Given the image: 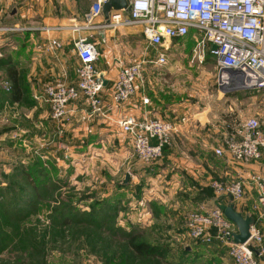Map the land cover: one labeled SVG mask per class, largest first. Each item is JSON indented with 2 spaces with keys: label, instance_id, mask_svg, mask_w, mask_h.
Wrapping results in <instances>:
<instances>
[{
  "label": "rangeland",
  "instance_id": "374dc122",
  "mask_svg": "<svg viewBox=\"0 0 264 264\" xmlns=\"http://www.w3.org/2000/svg\"><path fill=\"white\" fill-rule=\"evenodd\" d=\"M96 1L82 2L83 17ZM12 2L15 1L0 0V4L6 6L4 11H7L0 16V23L5 24L4 20L15 5ZM96 20L102 22L103 14ZM127 29L113 32L121 39L116 48L117 54H113V57L122 56L123 61V56L126 57V64L154 58L157 52L148 48L140 30L130 28L132 33H129ZM86 35L97 43L99 61L103 64L107 55L98 31L90 30ZM129 37L133 38L132 44L125 42ZM194 55L192 53L182 65L169 58L167 65L153 67L158 82L155 85L156 95L160 100L193 105L195 116L201 112L209 116V113L219 114L220 110H225L221 117L231 123L252 116L264 121V91L236 89L223 92L219 88L217 70L209 61L210 57L199 62L193 61ZM146 67L140 81L147 82L151 78L145 75ZM119 68L118 63L112 70L117 74ZM232 95L240 96L241 102L236 100L235 107L230 110ZM22 104L19 109L7 108L0 112V264H154L153 257L139 258L130 249L128 242L132 235L138 236L137 242L148 243L157 249L155 260L163 257L159 264H188V252L194 241L191 238L167 236L165 228L150 231L153 230V224L148 221L150 213L144 215L148 204L145 207L140 200L147 194L149 198L146 202L151 201L156 196L155 192L166 185L158 183L154 177L159 169L155 168L157 164L166 160L163 156L152 163L142 162L134 154L127 136L121 137L122 140L119 139L113 145L111 142H100L98 145V141H93L97 144L93 146L95 148L79 152L73 143L60 139V134L54 135L52 126L46 125L43 129L45 131L48 128L49 136L41 135L42 127L39 125L29 126L27 116H33L34 119V111L29 108L28 102ZM49 111L51 116L48 107L38 109L37 114ZM15 112L18 114L15 115ZM219 122L215 121L210 130L212 139L208 145V148H213L215 155V150L224 144L229 135ZM55 128L58 132L61 125L55 122ZM14 131L18 132L13 134ZM64 142L71 148L64 149ZM174 142L184 148L193 146V142H186L185 139L179 141L173 133L168 148L173 149ZM65 151L70 154V159L65 157ZM193 159L189 157L186 163L178 165L187 166ZM166 164L163 163L164 166ZM127 173L130 174V180L123 186L130 190L127 196L131 205L126 200L122 204L119 188ZM167 186L170 191H165L166 200L185 196L177 184ZM117 188L119 192L114 191L116 210L106 208V201H109L107 194ZM152 202L154 207H159L158 203ZM259 207L264 206L258 203L253 210L260 213ZM155 215L160 217V214ZM144 225L148 227L142 229ZM259 229L264 246V226L261 225Z\"/></svg>",
  "mask_w": 264,
  "mask_h": 264
},
{
  "label": "crops",
  "instance_id": "0c3cea01",
  "mask_svg": "<svg viewBox=\"0 0 264 264\" xmlns=\"http://www.w3.org/2000/svg\"><path fill=\"white\" fill-rule=\"evenodd\" d=\"M14 1L12 4L15 3V5L8 13L7 19L3 22L5 24L0 23V27H24L27 29L0 33V112L7 108L19 109L23 105L22 102H28L29 108L34 111V119L33 116H27L29 126L35 125L37 127L39 125L42 127V136H49L48 128V131H43L45 129L44 126H52L54 135L60 134V139L68 140L70 144L73 143L75 147L77 146L79 152L95 148L93 146H97V144L93 143V141H98V145H100V142H111L113 145L119 139L122 140L121 137L125 135H123L118 125L120 119L156 118L169 122L177 130V132H173L174 136L179 141L185 139L186 142H193V146L191 148H184L180 146V143L174 142L173 149L171 147L165 148L163 157L166 160L163 163L167 164L164 166L163 163H158L155 168L159 169L154 175L155 181L166 184L162 187L164 189L157 190L155 198H151L152 200L148 202H146L147 194L143 197L140 196L143 205L148 204V208L144 209L146 213L144 215L150 213L151 217L148 221L153 224V230L150 231L153 232L165 228L167 236L179 239L191 238L185 228L188 213L201 211L202 207L205 206L212 209L218 206V204L229 205L231 203H234L236 210L243 215L249 214L253 216L256 221L255 224L259 227L261 225L264 226V212L261 213L264 207H259L260 213L253 210L259 203L257 177L264 180V156L260 160L244 163L234 160L229 154H225L224 156L215 155L213 148H208L209 142L212 139L210 137V130L215 125V121L219 122L221 120L219 123L228 132L227 122L221 117L225 110H220L219 114L209 113L208 116L201 112L195 116L193 105L182 102L173 103L170 100H160L155 90V87L158 85H156L157 74L152 71L155 66L150 63L145 65L147 66V69L145 68V75L151 78L147 82L144 80L138 81L136 93L128 102L117 106L113 105L112 110L104 109L105 113L103 115L97 114L91 116L84 100L76 101L70 106L72 109L70 118L56 132L55 122L51 119L50 111L42 115L40 113L37 114L38 109L48 107L50 110L49 104L42 98L44 86L49 82L56 81L76 84L80 60L77 52L74 50L72 35L70 33H46L39 28L43 26H66L73 23H81L84 18L82 16L81 5L85 0ZM4 8L6 6L0 4V16H3V13L7 12L4 11ZM13 12L15 13L13 14ZM113 32L112 30H107L105 38L100 36L106 49L105 54L107 58L103 64L101 61H98L96 65L97 69L104 73L107 80L104 94L102 95L107 101L110 99V86L118 74V72L115 74L112 69L118 63L120 65H128L125 63L128 61H126V57L123 56L125 62L121 59L122 56L117 55L119 58L113 57V54H117L115 53L118 50L116 48L121 40ZM127 32L132 33V29H127ZM53 39L60 40L62 47L52 48L51 43ZM132 39V37L126 38V40L124 38L127 44H132ZM125 42L124 44H126ZM195 45L196 41L193 34L190 33L183 39L172 41L169 47L163 46V51H166L173 62L182 65L184 64L183 62H186L190 58L192 53L195 54ZM156 55L157 53H155L154 58ZM209 57V61H212L215 65V58L207 54L206 58ZM11 72L15 73L16 81L11 77ZM7 83H9L8 86L14 83L17 89L15 90L12 86L10 89L7 88ZM231 97L232 105H230L229 109L233 110L236 100L241 102V98L236 95H232ZM17 114L15 112V115ZM12 116L16 117L14 114ZM217 116L221 118L217 119ZM18 131H14L13 134ZM64 145V149L71 148L65 142ZM64 155L68 157L67 159L71 158L70 154L66 151ZM184 156L194 158L191 160L192 163L187 166L178 165V163H186L187 158L179 159ZM214 180L224 183L241 181L244 183V196L240 200L234 201L230 200V197L216 199L213 188ZM131 182L132 184L134 183L133 180ZM120 183L122 184V187H119L122 193V204L123 200H126L128 201V205H131L130 198L127 196L130 190L123 186L125 185L123 182ZM171 183L177 184V188L179 187L180 190L184 191L185 196H182L183 198L165 199V191H170L167 185ZM117 190L118 188L109 191V195L107 194L110 205L117 204L116 194L114 193ZM152 201L158 203L159 207H154ZM155 213L160 214V217H158L160 218L159 221ZM163 223H166L168 226H165ZM147 227L144 225L142 229H146ZM192 240L194 241L192 249L189 250L187 247L189 250L188 254L190 255L188 264H235L229 253V245L225 241L215 239L210 243H205L195 239ZM262 259L264 260L263 257Z\"/></svg>",
  "mask_w": 264,
  "mask_h": 264
},
{
  "label": "built area",
  "instance_id": "2783aa9c",
  "mask_svg": "<svg viewBox=\"0 0 264 264\" xmlns=\"http://www.w3.org/2000/svg\"><path fill=\"white\" fill-rule=\"evenodd\" d=\"M106 2L97 0L81 23L39 28L46 33H70L80 60L76 84L56 81L44 86L42 98L50 106L51 119L61 126L70 118V106L76 101L84 100L91 116L103 115L104 109L112 110L113 105L128 102L136 93L144 66L149 63L167 65L169 56L163 46L169 47L172 41L183 39L190 33L196 41L193 61L203 62L207 54L215 58L218 85L225 93L236 89L264 91V0H128L127 11L113 12L110 24L104 25V20L98 22L96 19L102 15ZM122 28L139 29L148 48L154 49L157 55L149 61L144 58L133 64L120 65L107 101L102 96L105 75L96 67L99 48L86 32H115ZM26 29L0 27V33ZM51 47L60 48L62 42L53 39ZM224 70L230 72L222 77ZM226 122L229 135L215 150L216 155L229 154L244 163L260 160L264 156V121L252 116ZM118 125L131 140L134 154L144 163L155 162L163 156L176 129L173 124L156 118H123ZM257 180L258 202L264 206V180L260 177ZM213 188L216 199L232 197L234 201L244 196L241 181H214ZM185 228L197 241H225L235 264H264V246L258 225L251 226V237L246 243L235 244L229 237L236 232V226L218 206L212 209L205 206L201 211L188 213Z\"/></svg>",
  "mask_w": 264,
  "mask_h": 264
},
{
  "label": "water",
  "instance_id": "95a60500",
  "mask_svg": "<svg viewBox=\"0 0 264 264\" xmlns=\"http://www.w3.org/2000/svg\"><path fill=\"white\" fill-rule=\"evenodd\" d=\"M128 9V0H107V2L103 5L102 14L104 18V25L110 24V16L115 11H127ZM15 12H13L14 14ZM106 31H99V35L102 38H105ZM226 72H230L229 70H224L221 72L222 74H226ZM107 84V80L104 79V85ZM130 180V174H126L125 181L123 184H127ZM230 200L233 201L232 197ZM218 207L223 211L224 215L235 224L237 227V232L233 233L229 239L231 242L235 244H244L246 243L250 237V228L255 224V218L251 215H243L242 213L236 210L235 204L231 203L229 205L218 204Z\"/></svg>",
  "mask_w": 264,
  "mask_h": 264
},
{
  "label": "trees",
  "instance_id": "16d2710c",
  "mask_svg": "<svg viewBox=\"0 0 264 264\" xmlns=\"http://www.w3.org/2000/svg\"><path fill=\"white\" fill-rule=\"evenodd\" d=\"M14 75H15V73L11 72V77L14 79V81H16V77ZM8 84L9 83H7V88L10 89L11 86H12L15 90L17 89L16 86H14L15 85L14 83L12 85L10 84L9 86H8ZM26 174H28V173H26ZM108 202L109 201H106V204H107L106 208L112 207V209L116 210L115 209L116 208L115 207L116 204L115 205H110ZM109 212H110V209H109ZM118 229H119V227H117L116 230H118ZM130 237H132V238L129 240L128 245H129L130 249L134 252V254L137 257L143 258V259L144 258L145 259H147V258L151 259V257H153L152 258V262L154 264H159L161 262V260H163V257H158V260H155V258H157V249L154 246H152V245H150L148 243H144V242H142V243L137 242V239H138L137 235H135V236L132 235Z\"/></svg>",
  "mask_w": 264,
  "mask_h": 264
},
{
  "label": "bare ground",
  "instance_id": "6f19581e",
  "mask_svg": "<svg viewBox=\"0 0 264 264\" xmlns=\"http://www.w3.org/2000/svg\"><path fill=\"white\" fill-rule=\"evenodd\" d=\"M233 89H235V88H233Z\"/></svg>",
  "mask_w": 264,
  "mask_h": 264
}]
</instances>
